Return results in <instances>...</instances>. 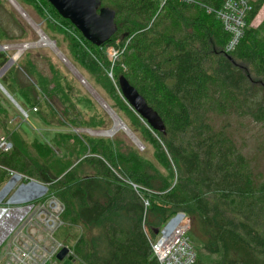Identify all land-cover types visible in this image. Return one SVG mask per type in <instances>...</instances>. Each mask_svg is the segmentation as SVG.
Here are the masks:
<instances>
[{
    "label": "trees",
    "instance_id": "trees-1",
    "mask_svg": "<svg viewBox=\"0 0 264 264\" xmlns=\"http://www.w3.org/2000/svg\"><path fill=\"white\" fill-rule=\"evenodd\" d=\"M17 1L29 12H40L35 0ZM42 1L48 13L46 20L41 16L42 31L53 34L84 79L94 78L100 98L124 119L120 111H129L121 104L126 100L119 77L124 75L158 112L165 129L150 126L126 102L136 114L128 127L142 142L151 140L152 156L118 133L109 138L75 132L94 127L78 119L54 65L46 58L45 72L28 49L9 69L21 102L13 98L29 121L32 112L43 126L61 129H50V140H30L21 131L23 117L11 118L0 107L8 123L17 124L7 136L12 150L0 154V186L7 169L39 181L51 178L43 167L53 171L58 178L53 190L64 205L61 219L81 229L69 248L85 264H159L151 247L158 236L154 231L178 211L191 218L194 264H264V180L257 181L247 144L255 135L264 144V18L254 25L264 0L250 2L245 34L228 53L229 34L215 15L225 0L164 5L159 0H102L116 11L117 25L102 46L89 42ZM49 17L65 24L64 30H57ZM27 34L0 2V44L20 43ZM117 39L121 52L109 76L105 47ZM0 53L4 64L8 55ZM41 99L47 113L40 108ZM62 140L71 143L64 146ZM63 147L81 157L70 169L69 159L56 157ZM131 182L149 198L148 208Z\"/></svg>",
    "mask_w": 264,
    "mask_h": 264
},
{
    "label": "built area",
    "instance_id": "built-area-1",
    "mask_svg": "<svg viewBox=\"0 0 264 264\" xmlns=\"http://www.w3.org/2000/svg\"><path fill=\"white\" fill-rule=\"evenodd\" d=\"M159 1L164 5L170 1L192 3L195 0ZM251 1L253 0H225L222 7L215 12L224 30L229 34V40L224 47L227 53L238 46L245 34ZM208 12H211V9H208ZM26 47V44L0 45L3 52L13 51L1 71L8 70L17 62ZM120 52V49L114 46L106 50L113 63ZM33 110L36 111L37 108L34 107ZM20 113L22 121H28V113L25 110ZM76 130L78 129L74 131L80 133ZM12 148V141L1 135L0 154L9 152ZM7 171V179L0 186V264H48L56 259L57 253L66 246L53 238V232L63 224L61 214L64 205L50 193L46 184L14 170ZM131 185L141 196L145 208H148L150 200L144 197L142 188L132 182ZM190 229L191 218L182 211L174 213L164 222L157 238L151 240L152 251L159 264L196 262L197 251L189 236ZM145 231L151 238L147 228ZM44 232L47 235H44Z\"/></svg>",
    "mask_w": 264,
    "mask_h": 264
},
{
    "label": "rangeland",
    "instance_id": "rangeland-1",
    "mask_svg": "<svg viewBox=\"0 0 264 264\" xmlns=\"http://www.w3.org/2000/svg\"><path fill=\"white\" fill-rule=\"evenodd\" d=\"M36 3L40 4L39 11L36 9L31 8L30 12L28 9L24 8L17 0H0L2 4H4L6 10L12 14L26 29L28 34L21 40L22 42H3L9 45H16V44H26L27 47L26 50H32L30 53L31 55L35 56V60L38 63L39 67L42 68L45 72H48V66L46 64V58L48 61H50L55 69L58 71L59 80L62 86L66 89L68 95L70 96L71 101L76 106L75 112L78 115V119L81 120V123H84L83 125H88L94 128H78V132L85 133L90 136H104L112 138L116 133L121 135L122 139H126V141H131L132 144L137 146L139 150H142L146 153L148 156H152V153L154 151L153 146L151 145V140L148 138L144 142H142L137 135L128 127V124L130 123L131 117L136 114L133 112V110L128 106L126 102H121L123 106L127 105L129 108L128 112H125L124 109L120 112L124 115L123 122L126 124V126L131 130V132L137 137L139 142H135L132 135H129L126 133L125 130L119 129L115 133L111 135H107V133L114 125V119L112 115L109 114V112L105 109L102 102L100 101V95L96 92V89H100L101 87L95 82L94 78H89L86 76L88 81L84 79V77L81 75V73L75 69V67L70 63V61L64 56L62 51L56 46V42L54 39L53 34L51 33V36L45 34L40 24L43 22L46 17H48V13L45 11L46 9L43 7V1L42 0H35ZM37 4V5H38ZM43 16V19L41 18ZM30 18L31 21L28 19ZM264 18V7L261 9L259 14L254 20V25L257 26ZM3 19H7V16L4 15ZM49 20L54 23V25L58 28L64 27L62 23L57 22L53 17H49ZM8 21V20H5ZM62 25V26H61ZM64 30V29H63ZM69 31V30H68ZM40 32H42L44 35H46L50 40L54 42L55 47L42 45L39 43L40 41ZM57 37V35H56ZM66 43V42H65ZM64 43V44H65ZM118 44V45H116ZM121 41L120 39H117L115 44H110L105 49L107 50L108 47L114 46L120 47ZM2 45V44H0ZM57 50V51H56ZM121 50V49H120ZM0 51H3L0 49ZM59 51L63 54H59ZM13 52V51H12ZM8 55V58L12 55L11 51L6 52ZM3 55L0 53V81L4 88L19 102H21L19 94L15 87L10 83V77L12 76V67L13 65H16V62L13 63L8 70H2L1 68L3 66ZM107 55V53H106ZM108 57V56H107ZM65 60V61H64ZM109 62L111 63V68L108 70V75L111 76L112 68L114 66V63L108 58ZM69 63V64H68ZM5 64V63H4ZM8 71V72H7ZM6 73V74H5ZM5 74V75H4ZM4 75V76H3ZM3 76V77H2ZM93 88V89H92ZM90 99H93L97 101L96 104ZM102 99V98H101ZM104 101V99H102ZM112 101V100H111ZM122 101V100H121ZM40 108L43 112H48L47 107L45 103H43V100L39 101ZM106 103V102H105ZM107 104V103H106ZM0 107L5 109L9 116L11 118H18L19 115H21L20 111L17 109V107L12 103V101L4 94V92L0 89ZM110 107V106H109ZM137 118L140 120L141 127H146L147 130H149L148 126L142 121L138 116ZM19 119V118H18ZM77 119V118H76ZM8 117L4 116V114L0 111V136H11L12 131L15 130L16 121H13L11 123H8ZM30 122V123H28ZM128 123V124H127ZM41 134L44 136H41L39 134V130ZM42 129V131H41ZM50 129L53 130H60L61 128L53 127ZM48 127L43 126L39 121H37L34 117V114L31 112V118L30 121H25V123L21 126V131L25 134L29 135L26 136L30 140L34 136L36 138H41L44 140V138L49 139L52 137V132L50 131ZM75 130V129H74ZM150 131V130H149ZM262 137L259 135H255L254 137H250V140H247V144L249 145V153L250 157L252 159V163L255 166V171L259 174L257 177V181L264 180V144L262 145ZM67 143H71L70 140H62V145H68ZM260 145H262L263 149H260ZM61 152L58 153V155H52L53 160L56 161L55 156L62 159H69L70 160V168L76 166L78 162L81 160V157H77L76 152L70 153L69 148H61ZM58 152V151H56ZM50 156V155H49ZM42 173L51 177L46 180H40L41 183L46 184L49 189L50 193L54 194L56 196V192L53 190V187L57 184L56 179H58L56 176H54V172L46 169L43 167ZM53 176V177H52ZM55 177V178H54ZM39 181V180H38ZM57 197V196H56ZM44 235H47L45 232ZM80 235V228L78 226L70 225L67 223L61 224L54 232H53V238L57 242H61L64 245L70 247L73 245L74 241L79 237ZM48 264H85L82 260L78 258L69 259L68 256L65 257L62 260H58L57 258L50 261Z\"/></svg>",
    "mask_w": 264,
    "mask_h": 264
},
{
    "label": "water",
    "instance_id": "water-1",
    "mask_svg": "<svg viewBox=\"0 0 264 264\" xmlns=\"http://www.w3.org/2000/svg\"><path fill=\"white\" fill-rule=\"evenodd\" d=\"M47 1L56 9L61 17L69 20L80 31L85 39L96 46H102L110 40L117 31V25L115 22L116 11L111 7L103 6L102 0ZM59 54L63 55L60 51ZM119 87L126 102L142 119H145L153 128L164 131L165 125L158 112L147 103L145 97L124 75L119 77ZM0 89L19 111H24L21 105L1 83ZM110 111L115 113L111 107ZM116 116L123 123L125 127L123 130L126 129V133L132 135L135 142H139L137 137L131 132V130H129L123 120L117 114ZM154 232L155 234H158L159 229H156ZM67 256L72 260L75 258L70 248L65 246L57 253L56 258L62 260Z\"/></svg>",
    "mask_w": 264,
    "mask_h": 264
},
{
    "label": "bare ground",
    "instance_id": "bare-ground-1",
    "mask_svg": "<svg viewBox=\"0 0 264 264\" xmlns=\"http://www.w3.org/2000/svg\"><path fill=\"white\" fill-rule=\"evenodd\" d=\"M29 20H30V22H32L31 21V19L30 18H28ZM33 23V22H32ZM40 41H39V43L40 44H42V45H47V46H51V47H55V45H54V42L53 41H51L46 35H44L42 32H40ZM57 51V50H56ZM65 61V60H64ZM69 64V63H68ZM93 89V88H92ZM100 99V101L102 102V104L104 105V107H105V109L109 112V114H111L112 115V117H113V119H114V125H113V127L107 132V133H105V134H107V135H111V134H113V133H115L117 130H119V129H124L125 127H124V125H123V123L119 120V118L116 116V114L114 113V112H111L110 111V107L101 99V98H99ZM126 130V129H125ZM128 131V130H127Z\"/></svg>",
    "mask_w": 264,
    "mask_h": 264
},
{
    "label": "crops",
    "instance_id": "crops-1",
    "mask_svg": "<svg viewBox=\"0 0 264 264\" xmlns=\"http://www.w3.org/2000/svg\"><path fill=\"white\" fill-rule=\"evenodd\" d=\"M80 228V227H79ZM80 231H81V229H80Z\"/></svg>",
    "mask_w": 264,
    "mask_h": 264
}]
</instances>
